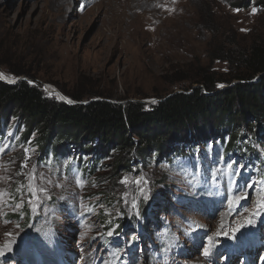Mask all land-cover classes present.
<instances>
[{
  "label": "rangeland",
  "instance_id": "rangeland-1",
  "mask_svg": "<svg viewBox=\"0 0 264 264\" xmlns=\"http://www.w3.org/2000/svg\"><path fill=\"white\" fill-rule=\"evenodd\" d=\"M230 2L0 0V72L15 78L13 84L34 82L48 96L53 93L49 97L59 94L73 100L68 92L156 104L161 97L192 86L206 72L216 80L232 78L237 70L230 69L228 56H237L253 40L264 38V12L257 9L253 13V8L236 11ZM10 131L12 136L8 132L0 147L9 145L14 137V129ZM32 144L9 145L0 154V164L14 158L12 167L18 169L23 148L30 147L35 153L29 167L34 164L48 173ZM69 160L71 166L78 163L76 156ZM132 166L148 176L152 189L151 198L140 204L139 220L123 204H117L125 190L118 181L129 173L110 176L109 170L100 171L81 191L72 174L66 176L59 170L51 173L54 181L64 185L50 189L53 199L48 203L55 209L53 213L29 216V223L14 214H10L9 224L0 220V250L4 253L0 264H101L102 259L110 264H264V207H258L264 186L245 187L260 181L249 171L232 192L222 166L211 167L217 178L208 190L189 184L190 176L165 164L144 167L132 161ZM92 180L98 187H91ZM108 193L115 210L128 213H113V224L124 223L119 235L81 240L85 220L78 215V197ZM241 195L245 198L229 204ZM66 206H72L76 216ZM100 218L108 219L102 214L87 218V223L95 222L89 237L96 231L107 232L109 227H101ZM249 218L253 224L247 223ZM143 220L148 222L146 229ZM195 224L201 227L191 231L190 225ZM169 238L173 247L164 250ZM245 245L255 252L245 254L237 249ZM206 247L211 249L207 258L202 254ZM113 252L118 257L112 256Z\"/></svg>",
  "mask_w": 264,
  "mask_h": 264
},
{
  "label": "trees",
  "instance_id": "trees-1",
  "mask_svg": "<svg viewBox=\"0 0 264 264\" xmlns=\"http://www.w3.org/2000/svg\"><path fill=\"white\" fill-rule=\"evenodd\" d=\"M230 6L264 12V0H231ZM228 60L230 69L237 70L232 78L216 80L206 72L192 86L161 97L156 104L67 92L77 102L71 105L29 81L10 85L0 80V144L13 128L10 146L30 141L38 162L51 158L54 168L76 156L78 163L70 167H78L88 180L103 170L110 176L131 173L133 161L144 167L165 164L190 176L199 190H208L215 176L211 167L222 166L228 189L235 192L247 171L264 179V155L259 152V147L264 149V38L253 40ZM86 98L95 100L84 102ZM179 160L187 162V171L178 166ZM237 168L239 175H232ZM59 169L66 176L72 174ZM101 199L106 206L113 205L109 193ZM66 207L76 216L72 206ZM30 221L25 215V222ZM143 221L146 229L148 222ZM172 247L169 238L163 249Z\"/></svg>",
  "mask_w": 264,
  "mask_h": 264
},
{
  "label": "snow or ice",
  "instance_id": "snow-or-ice-1",
  "mask_svg": "<svg viewBox=\"0 0 264 264\" xmlns=\"http://www.w3.org/2000/svg\"><path fill=\"white\" fill-rule=\"evenodd\" d=\"M236 11H239V9H236ZM256 11L257 9L253 8L252 12L255 13ZM3 78L4 74L0 73V79ZM12 82H15V78L12 79ZM29 83L31 84L34 82L29 81ZM218 87H223V85H218ZM52 95L53 93H49V96ZM55 95L58 99L66 100L68 103L73 102L68 100L66 97L60 96L59 94ZM8 135L12 136V132L9 131ZM30 143L31 142L29 141V144ZM8 148L9 145L7 144H5L3 147H0V154L5 153V150ZM261 151L264 152V149H261ZM34 153V148H23V157L20 161L19 168L16 170H14L12 167L16 163L14 158L0 164V173H2L0 174V185H2L0 186V220H2L4 224L11 223L10 214L16 215L19 219H24L25 215L35 216L43 214L48 216L55 211V209L50 207L48 203L53 199L50 189L51 187H63L64 185L59 181H54L52 179L51 173L59 171L60 169H54L52 167L51 158H49V160L44 164V167L48 169V173L39 171L37 166L34 164L29 167L32 155ZM72 163L73 162L69 160L60 167L67 168L72 172V179L74 180L76 187L83 191L89 185V180L83 176L78 167L71 168L70 166ZM177 164L184 171H187L188 165L186 161L179 160L177 161ZM229 167L232 166L230 165ZM240 167L244 166L241 165ZM133 173L136 174L133 175ZM232 175H239V169H235L232 172ZM193 176H195V174H193ZM19 177H22L23 179H17ZM213 178L216 179L217 177L214 176ZM118 183L123 185L125 190L119 194L117 204H123L128 212H130L131 215L135 216L137 220H139L141 218V202H147L151 198L152 189L150 187L148 176L143 171L137 172V169L133 167L131 173L122 176ZM188 183L191 184L192 181L189 180ZM254 184H260L264 186V179L260 181H252V183H246L244 186L252 187ZM91 187H98V184L95 180L91 181ZM261 194L262 199L258 201V207H264V187L261 188ZM243 198H245V195L236 196L229 201V204H234ZM78 199V215L85 220L84 231L80 233L81 240H84L85 238L96 240L97 237L103 240L105 235L107 237L119 235L118 229L120 228V225L113 224V213L115 212L116 216H122L128 214L127 212L115 210V206H106L104 201L101 199V195L88 198L79 196ZM101 214L108 218L104 224L101 225V227H104L105 225H111V227L108 228L106 233L96 231L94 236L89 237V233L94 230L95 222L89 224L86 222L87 218L91 216H100ZM254 215H258V213ZM247 223L253 224V219L249 218ZM15 227L19 228L20 225L16 224ZM199 227H201L199 224H195L194 227L193 225H190V230L194 231L195 228ZM5 235L11 237L13 236V233L6 232ZM133 239H137V237L134 236ZM211 239L212 238L209 237L210 241ZM5 247H8V250H11L9 245H5ZM81 251L83 252V246H81ZM3 254V251L0 250V255ZM202 254L206 258L209 257L211 254V249L209 247L204 248ZM111 255L118 257L119 254L117 252H113ZM101 264H110V261L102 259Z\"/></svg>",
  "mask_w": 264,
  "mask_h": 264
},
{
  "label": "bare ground",
  "instance_id": "bare-ground-1",
  "mask_svg": "<svg viewBox=\"0 0 264 264\" xmlns=\"http://www.w3.org/2000/svg\"><path fill=\"white\" fill-rule=\"evenodd\" d=\"M1 73V72H0ZM0 80H3L4 82H7V83H11L12 82V79L11 78H9L8 76H6L5 74H4V78L3 79H0ZM247 245H248V243H247ZM247 245H245V246H243L242 248H237L240 252H242V253H247V254H249V251L251 250L253 253L255 252V249L254 248H252V246H247ZM38 264H39V262H38Z\"/></svg>",
  "mask_w": 264,
  "mask_h": 264
},
{
  "label": "water",
  "instance_id": "water-1",
  "mask_svg": "<svg viewBox=\"0 0 264 264\" xmlns=\"http://www.w3.org/2000/svg\"><path fill=\"white\" fill-rule=\"evenodd\" d=\"M1 81H3V80H1ZM3 82H4V81H3ZM4 83H7V82H4ZM7 84L14 85L13 83H7ZM67 99H68V98H67ZM68 100H71V99H68ZM64 101H66V100H64ZM71 101H73V100H71ZM67 103H68V102H67ZM68 104L75 105V104H77V102L73 101L72 103H68Z\"/></svg>",
  "mask_w": 264,
  "mask_h": 264
}]
</instances>
